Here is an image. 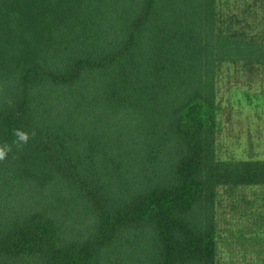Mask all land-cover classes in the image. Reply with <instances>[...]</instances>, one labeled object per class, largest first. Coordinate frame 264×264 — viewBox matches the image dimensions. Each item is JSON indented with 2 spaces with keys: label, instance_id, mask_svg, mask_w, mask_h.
I'll list each match as a JSON object with an SVG mask.
<instances>
[{
  "label": "trees",
  "instance_id": "1",
  "mask_svg": "<svg viewBox=\"0 0 264 264\" xmlns=\"http://www.w3.org/2000/svg\"><path fill=\"white\" fill-rule=\"evenodd\" d=\"M223 66L264 74V0H0V264H217L220 190L264 186Z\"/></svg>",
  "mask_w": 264,
  "mask_h": 264
},
{
  "label": "rangeland",
  "instance_id": "2",
  "mask_svg": "<svg viewBox=\"0 0 264 264\" xmlns=\"http://www.w3.org/2000/svg\"><path fill=\"white\" fill-rule=\"evenodd\" d=\"M262 73L222 67L216 95L222 159H264ZM217 224V264H264V186L221 189Z\"/></svg>",
  "mask_w": 264,
  "mask_h": 264
},
{
  "label": "clouds",
  "instance_id": "3",
  "mask_svg": "<svg viewBox=\"0 0 264 264\" xmlns=\"http://www.w3.org/2000/svg\"><path fill=\"white\" fill-rule=\"evenodd\" d=\"M13 135L16 137L14 143L17 145V147H20L22 145L27 144L30 138L35 137L36 133L35 131L29 133L20 129H16L14 130ZM11 151L12 148L7 143L0 145V162L5 161L7 159L9 152Z\"/></svg>",
  "mask_w": 264,
  "mask_h": 264
}]
</instances>
